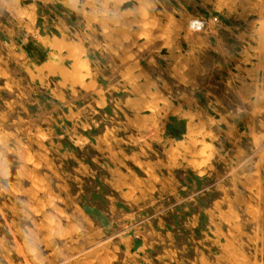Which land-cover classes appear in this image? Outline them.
Here are the masks:
<instances>
[{
    "label": "rangeland",
    "instance_id": "obj_1",
    "mask_svg": "<svg viewBox=\"0 0 264 264\" xmlns=\"http://www.w3.org/2000/svg\"><path fill=\"white\" fill-rule=\"evenodd\" d=\"M0 264H264V0H0Z\"/></svg>",
    "mask_w": 264,
    "mask_h": 264
},
{
    "label": "clouds",
    "instance_id": "obj_2",
    "mask_svg": "<svg viewBox=\"0 0 264 264\" xmlns=\"http://www.w3.org/2000/svg\"><path fill=\"white\" fill-rule=\"evenodd\" d=\"M79 0H71V3L78 4ZM118 3L122 4L124 2V0H117ZM23 238L25 241V244L28 246L30 253L34 256V257H39L40 252H39V248L36 246V244L34 243V238H33V234L31 232L30 229H26L23 233Z\"/></svg>",
    "mask_w": 264,
    "mask_h": 264
},
{
    "label": "built area",
    "instance_id": "obj_3",
    "mask_svg": "<svg viewBox=\"0 0 264 264\" xmlns=\"http://www.w3.org/2000/svg\"><path fill=\"white\" fill-rule=\"evenodd\" d=\"M190 26L192 29L197 30V29H200L202 27V23L198 20H194L190 23Z\"/></svg>",
    "mask_w": 264,
    "mask_h": 264
},
{
    "label": "bare ground",
    "instance_id": "obj_4",
    "mask_svg": "<svg viewBox=\"0 0 264 264\" xmlns=\"http://www.w3.org/2000/svg\"><path fill=\"white\" fill-rule=\"evenodd\" d=\"M86 72V71H85ZM80 76V75H79ZM84 76V75H83ZM143 98V97H142ZM203 156V155H202ZM235 262V261H234ZM84 263V262H83ZM236 263V262H235Z\"/></svg>",
    "mask_w": 264,
    "mask_h": 264
}]
</instances>
